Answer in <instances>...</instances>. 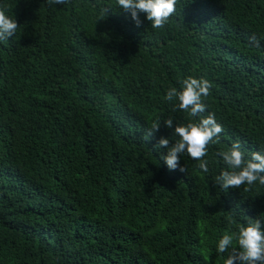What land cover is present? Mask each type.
<instances>
[{"label":"trees","instance_id":"1","mask_svg":"<svg viewBox=\"0 0 264 264\" xmlns=\"http://www.w3.org/2000/svg\"><path fill=\"white\" fill-rule=\"evenodd\" d=\"M175 7L153 29L117 0H0L19 25L0 41V264H224L218 241L264 214L259 182L215 186L217 152H264V0ZM188 77L210 82L203 116L223 128L208 173L154 147L199 122L164 99Z\"/></svg>","mask_w":264,"mask_h":264},{"label":"clouds","instance_id":"2","mask_svg":"<svg viewBox=\"0 0 264 264\" xmlns=\"http://www.w3.org/2000/svg\"><path fill=\"white\" fill-rule=\"evenodd\" d=\"M48 5H68L70 0H47ZM177 0H117V4L124 12L130 13L131 19L137 27L142 21L140 13L146 14V19L151 22L153 29L163 28L169 18L176 12ZM108 8L101 9V16L105 17ZM19 25L16 19L6 14L0 8V41H8L17 33ZM257 47L260 41L255 36L250 38ZM211 84L204 78L188 77L181 82L180 90L171 87L164 99L168 102L178 100V104L173 106V111L177 109L188 113L190 118L200 117L199 122H189L186 125H176L174 134L179 138L175 143H170L169 138L160 137L155 144V149H166L167 154L161 155L170 171L179 169L185 172L184 167H180V157L187 154L191 159L198 162V168L203 173L209 171V161L205 159L208 155L210 145L219 143L222 126L217 123L214 113H209L206 117V104L203 98L210 95ZM161 121L152 123L151 127L145 131L146 140H151L160 130ZM167 129H173V119L163 120ZM222 158L226 170L215 177V186H219L225 191L229 188H239L244 185L251 187L259 182L264 185V152H251L250 159L245 158V150L237 140L231 144L227 150L216 153ZM217 252L227 254L224 264H264V214L256 219H250L247 226L241 225L238 233H225L218 241Z\"/></svg>","mask_w":264,"mask_h":264}]
</instances>
